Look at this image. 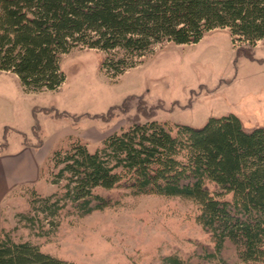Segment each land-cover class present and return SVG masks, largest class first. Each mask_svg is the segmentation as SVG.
Here are the masks:
<instances>
[{"label": "trees", "instance_id": "obj_1", "mask_svg": "<svg viewBox=\"0 0 264 264\" xmlns=\"http://www.w3.org/2000/svg\"><path fill=\"white\" fill-rule=\"evenodd\" d=\"M219 27L250 50L264 39V0H0V70L14 73L28 92L57 90L66 81L61 57L74 48L101 51V67L114 78L156 44L197 42ZM50 164L52 182L63 180V190L34 192L31 208L18 214L26 226L36 228L38 220L39 234L63 214L109 206L99 189L179 196L198 205L213 246L188 258L166 255L162 264H264V125L248 127L233 113L200 127L134 120L95 151L70 138ZM0 264L74 263L2 230Z\"/></svg>", "mask_w": 264, "mask_h": 264}, {"label": "rangeland", "instance_id": "obj_2", "mask_svg": "<svg viewBox=\"0 0 264 264\" xmlns=\"http://www.w3.org/2000/svg\"><path fill=\"white\" fill-rule=\"evenodd\" d=\"M239 46L247 44L234 45L228 28H215L197 42L156 44L114 78L101 67V51L77 47L61 57L62 87L39 92L24 90L14 73L0 70V152L30 145L42 155L36 183L24 181L0 201V231L74 264H162L166 255L188 258L201 245L212 247L197 220L198 205L179 196L99 189L109 206L86 216L63 214L58 226L45 222L41 234L37 219L33 228L18 214L31 208L34 192L63 190V180L52 182L50 157L70 138L95 151L134 120L200 127L233 113L248 127L264 125V39L250 50Z\"/></svg>", "mask_w": 264, "mask_h": 264}, {"label": "crops", "instance_id": "obj_3", "mask_svg": "<svg viewBox=\"0 0 264 264\" xmlns=\"http://www.w3.org/2000/svg\"><path fill=\"white\" fill-rule=\"evenodd\" d=\"M40 150L41 147L27 145L18 153L0 152V201L20 183H36L42 162Z\"/></svg>", "mask_w": 264, "mask_h": 264}]
</instances>
